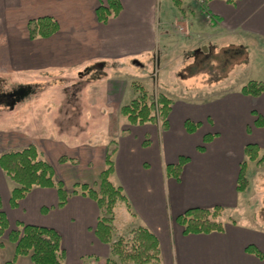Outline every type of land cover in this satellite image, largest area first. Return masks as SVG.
Listing matches in <instances>:
<instances>
[{"label": "crops", "instance_id": "obj_1", "mask_svg": "<svg viewBox=\"0 0 264 264\" xmlns=\"http://www.w3.org/2000/svg\"><path fill=\"white\" fill-rule=\"evenodd\" d=\"M118 1L119 13L100 23L95 12L106 0H0L1 70L54 71L71 77H62L65 106L51 113L57 118L62 115L66 122L53 129L48 123L53 117L47 111L39 110V123H32L31 112L22 110L20 116L14 111L7 137H0V155L37 147L40 159L52 167L54 181L63 184L67 199L59 205L56 188L34 187L16 207H10L14 184L0 169L1 210L9 225L54 229L61 239L64 264L116 260L112 244L138 227L158 239L159 264H264V258L251 252L255 249L264 255V230L258 229L255 213L252 223H243L246 217L241 212L253 187L249 168L264 159V94L243 95L245 85H238L239 72L254 62L253 53L264 56V0H192L190 4L181 0L179 6L171 0L173 7L168 6L162 15L157 13V0ZM44 17L57 22V31L31 39L28 23ZM177 24L182 25L181 34ZM223 49L234 56L232 71H239L234 84L240 91H217V86L222 87L218 79L206 91L200 90L195 85L206 83L201 81L206 73L200 61ZM150 56L154 72L158 67L167 81L154 88L172 100L165 129L159 122L132 125L120 113L134 98V82L153 92L147 79L124 73L127 63L138 67L147 60L150 67ZM194 65L198 67L195 74L181 77L185 84L169 87L179 79L180 70ZM28 97L23 92L22 99ZM186 121L198 123V129L188 132ZM206 136H210L207 142ZM110 142L116 144L110 181L122 189L129 221L123 232L113 221L111 243L105 244L95 235L102 211L89 196L72 191L82 184L94 189ZM247 145L259 149L257 160L246 159ZM180 158L185 159L181 168L167 173L166 166L178 164ZM242 162L248 179L244 194L236 189ZM215 207L233 216L240 213L242 221L232 218L222 222L223 232L198 235H184L176 223L188 209ZM11 261L32 264L29 257H16L12 244L0 254V264Z\"/></svg>", "mask_w": 264, "mask_h": 264}, {"label": "trees", "instance_id": "obj_2", "mask_svg": "<svg viewBox=\"0 0 264 264\" xmlns=\"http://www.w3.org/2000/svg\"><path fill=\"white\" fill-rule=\"evenodd\" d=\"M181 0H174L179 5ZM232 1V0H227ZM118 0H106L104 5L96 9V18L100 23L107 22L115 17L120 11ZM28 33L31 39L45 38L57 31V22L50 18H38L28 23ZM133 100L122 107L120 113L127 118L132 125H144L148 123H160L162 128L167 126V116L170 111L172 100L159 94L156 98L149 95L142 86L132 85ZM241 94L258 97L264 94V82L250 81L242 89ZM199 124L191 121L185 122V129L193 132L198 129ZM210 136L204 137L207 142ZM116 151V144L110 142L105 158V167L99 176L98 190H94L87 184L74 188L73 194L80 193L93 199L101 211H105L108 218L100 217L97 221L95 235L99 241L105 244L111 243L113 216L115 209L127 204L120 187L114 186L110 181L113 174V156ZM259 149L254 145H247L244 148V155L249 161L258 159ZM185 159L180 158L176 165H167L166 172H177ZM264 165V159L257 162ZM0 169L13 182L9 196L10 207H16L19 202L34 188H56L59 194V205H63L68 194L61 182L54 181L52 167L40 159L36 147L30 145L19 151L9 152L0 155ZM248 179L246 176V163L242 162L237 181V192L246 193ZM223 213V208L212 209L191 208L176 218V223L183 229L184 235H198L221 233L224 230L222 222L218 217ZM7 234L9 242L15 246L16 257H29L32 264H64V252L61 247L59 234L51 228L21 223L11 227L6 215L1 210L0 200V238ZM111 253L116 260L110 259L105 264H159L160 252L158 239L147 229L138 227L129 231L125 236L120 237L111 246ZM251 249V248H250ZM251 252L263 259L264 255L255 249ZM5 264H14L13 261Z\"/></svg>", "mask_w": 264, "mask_h": 264}, {"label": "rangeland", "instance_id": "obj_3", "mask_svg": "<svg viewBox=\"0 0 264 264\" xmlns=\"http://www.w3.org/2000/svg\"><path fill=\"white\" fill-rule=\"evenodd\" d=\"M190 2L192 3V0H189V4ZM168 6L173 7L171 0H157L156 8H157L158 15H162L163 12H168V9H169ZM194 7L196 8V6L193 5L192 8ZM187 8L191 9V5L190 7L187 6L186 9ZM177 28H176L177 32L181 34L182 31L180 29L182 28V25H179ZM184 31L186 32L187 30L184 29ZM202 51L204 52V50ZM187 52L188 51L184 52V54ZM226 52H229V51L228 50L224 51L223 49L221 50V52H219L217 56L207 55L203 57V60L200 61V63L204 64L203 70L205 71L204 73H206V77H203L201 81L206 80V83L200 82L201 86H198V83L196 85L194 83L195 86H197L200 90H205L211 87L210 83L212 81H214L215 79H218V80H222V85H221L222 87L217 86V91H218L220 89L221 90L235 89L241 83L246 85L250 81H256V82L264 81V80H261V77L264 75L263 74L264 73L263 71L264 56L262 55V53L255 51V53H253V56H252V58H254V62L251 63V65H249L248 68L244 67L242 71L240 72L238 71L239 72V76H238L239 82H238V85L236 86L234 82H235V78L238 72L236 68L232 71V68L234 65L233 64L234 60L232 59L234 56ZM153 62L155 66L156 65L155 60ZM200 63H197V64H200ZM151 64H152V58L150 59V67H149V62L147 60H144L142 64L138 67L132 66L127 63V68H126L127 70L124 73L128 74V76L135 75V76L143 77L147 79L148 82L146 83L150 87V88L148 87L149 89H151L152 87L157 88V85L158 87H162L163 84H160L159 82L167 83V81L163 79L162 73L160 74V72H158L159 70L158 67H157V70H155L154 72L153 66H151ZM1 65L3 64L2 63L0 64V71H2L0 72V137L4 138L7 135L6 131L11 126V124L9 123V117L12 116V112L14 111H16V114L20 113V116H21L22 110L24 112L26 111H28L29 113L31 112L30 116H31L32 123L34 121L37 123L41 122L40 119H42V115L40 118L38 114L39 110H41V113L42 111L44 112L47 111L46 112L47 115L53 117L51 122H48L50 123L49 126L50 125L53 126V129L57 125H59L60 127V124H61L60 122L62 121L66 122L65 119H62L63 118L62 115H59L57 118L56 117L57 114L52 115L51 113L55 112L54 110L55 108L59 109L60 107V111H61V107L65 106V104H63V101H62L63 96L65 95V92H63V90L61 92V88H62L61 85L63 84V87H64V83L66 81L62 82V80H64L62 79V77L65 79H69L71 78L70 75L67 74L68 76L67 75L59 76V75H56L54 71H47L43 73L38 72V71L30 72V73H27V72L25 73L7 72L6 73L4 70H1L2 69ZM197 68L198 67L194 65L192 67L187 68L186 70L185 69L182 71L180 70L178 72L179 79L177 81H173L172 83H169L168 84L169 87H171L172 89H177L176 87H179L180 85L185 84L184 83L185 79H182L181 77L188 76L190 74H195L196 72L194 71H196ZM149 74H150V77H147ZM133 84L140 85L137 82H134ZM194 85L191 86V89L193 90L194 88H196ZM156 88H154L152 93H149V92L147 93H149V95H152L156 98L159 95ZM21 91L25 92V94L29 96L28 99H26L25 101L17 95ZM66 91H67L66 93L68 94L70 93L69 89ZM235 91H240V88L235 89ZM190 95L192 96L193 92L189 93L188 97ZM16 97L19 99H17ZM56 99L59 100L57 105H55L54 103H50V101L56 100ZM34 101L35 103H33ZM29 105L30 107L28 108ZM23 106H27V108L25 107V110H24ZM38 106H40L42 109H38ZM21 122H22V119L20 118L19 123ZM7 151H10V150H7ZM7 151L5 152L7 153ZM263 168H264V165H258V164L257 165L255 164L251 168H249L250 174L253 175L252 177L253 187H252L250 194L247 195L245 200L243 201V206L241 209V212L243 213V217H246L245 222L243 223H247V222L250 223L255 213L256 215H255L254 220L256 224H258L259 228L256 225H253V226H256L255 228L262 229V230H264V224H263L264 223V169ZM98 183H99V180L97 181L96 184H94V190L96 191L98 190ZM102 217L108 218V216L105 214V211H102ZM239 217H240V213H239V216L238 214L237 216L236 215L233 216V214L231 213L230 214L222 213L221 216L218 217V221L226 222V221L233 220V219L238 220ZM128 218H129V215L127 214L126 209H124V204H122L115 209L114 216H113L114 223L113 222L112 223L115 225L118 231L123 232L125 231L124 228L126 227L127 222L129 221ZM238 221L241 222L242 220H238ZM10 244L14 245L13 243L8 241L7 234L1 237L0 238V254L2 253L3 250H5V248H7V246H10ZM2 257L3 259H7L6 256L2 255ZM8 259H9V256H8Z\"/></svg>", "mask_w": 264, "mask_h": 264}, {"label": "water", "instance_id": "obj_4", "mask_svg": "<svg viewBox=\"0 0 264 264\" xmlns=\"http://www.w3.org/2000/svg\"><path fill=\"white\" fill-rule=\"evenodd\" d=\"M204 50V49H203ZM19 97L22 98L23 92L21 91L19 94H17Z\"/></svg>", "mask_w": 264, "mask_h": 264}, {"label": "built area", "instance_id": "obj_5", "mask_svg": "<svg viewBox=\"0 0 264 264\" xmlns=\"http://www.w3.org/2000/svg\"><path fill=\"white\" fill-rule=\"evenodd\" d=\"M198 2H201V1H200V0H198ZM206 19H210V16H208V15H207V16H206Z\"/></svg>", "mask_w": 264, "mask_h": 264}]
</instances>
